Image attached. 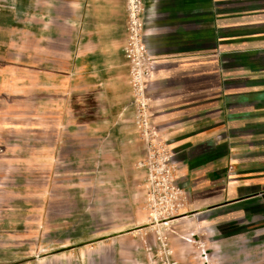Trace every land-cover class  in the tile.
<instances>
[{
  "label": "crops",
  "instance_id": "crops-1",
  "mask_svg": "<svg viewBox=\"0 0 264 264\" xmlns=\"http://www.w3.org/2000/svg\"><path fill=\"white\" fill-rule=\"evenodd\" d=\"M143 5L153 122L176 166L178 196L163 223L170 245L179 264H252L248 251L264 247V0ZM0 7V264H12V140L58 142L82 128L85 140L119 148L139 134L125 0ZM27 123L50 124L51 134Z\"/></svg>",
  "mask_w": 264,
  "mask_h": 264
},
{
  "label": "rangeland",
  "instance_id": "rangeland-1",
  "mask_svg": "<svg viewBox=\"0 0 264 264\" xmlns=\"http://www.w3.org/2000/svg\"><path fill=\"white\" fill-rule=\"evenodd\" d=\"M41 128L51 134L50 124H26L28 132ZM48 137L12 140V264H166L167 214L151 215L159 205L137 167L139 135L119 148L85 140L82 128L58 142ZM248 252L252 264L264 262V247ZM171 257L179 264L173 249Z\"/></svg>",
  "mask_w": 264,
  "mask_h": 264
},
{
  "label": "built area",
  "instance_id": "built-area-1",
  "mask_svg": "<svg viewBox=\"0 0 264 264\" xmlns=\"http://www.w3.org/2000/svg\"><path fill=\"white\" fill-rule=\"evenodd\" d=\"M128 16V38L124 52L128 60L132 87L134 123L144 143L145 155L139 167L146 170L148 195L155 206L167 203L160 215H170L178 196L174 153L153 122L152 96L149 92V77L156 59L150 52L145 37L146 20L143 0H125ZM166 215V216H167ZM165 216V217H166ZM172 249L167 236V263L176 264L171 257Z\"/></svg>",
  "mask_w": 264,
  "mask_h": 264
},
{
  "label": "bare ground",
  "instance_id": "bare-ground-1",
  "mask_svg": "<svg viewBox=\"0 0 264 264\" xmlns=\"http://www.w3.org/2000/svg\"><path fill=\"white\" fill-rule=\"evenodd\" d=\"M167 206V203L166 204H163V205H159L157 206L154 210H153V213H152V217L157 219L161 213V209L165 208Z\"/></svg>",
  "mask_w": 264,
  "mask_h": 264
}]
</instances>
